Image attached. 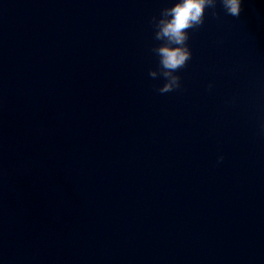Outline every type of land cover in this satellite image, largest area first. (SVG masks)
Instances as JSON below:
<instances>
[{"label":"water","instance_id":"1","mask_svg":"<svg viewBox=\"0 0 264 264\" xmlns=\"http://www.w3.org/2000/svg\"><path fill=\"white\" fill-rule=\"evenodd\" d=\"M174 2L0 0V264H264V0L160 94Z\"/></svg>","mask_w":264,"mask_h":264},{"label":"clouds","instance_id":"2","mask_svg":"<svg viewBox=\"0 0 264 264\" xmlns=\"http://www.w3.org/2000/svg\"><path fill=\"white\" fill-rule=\"evenodd\" d=\"M218 2L227 15L239 17L242 0H175L172 6L160 10L159 17H152L153 39L160 43L151 49L158 57V66L149 69L148 75L152 79L164 80L163 85L157 89L160 94L181 87V78L176 73L192 57L188 45L189 30H197L204 24L206 9H212V15L218 17L215 11ZM222 160L223 156L219 157L218 162Z\"/></svg>","mask_w":264,"mask_h":264}]
</instances>
